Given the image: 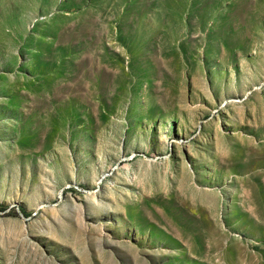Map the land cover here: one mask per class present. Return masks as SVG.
Wrapping results in <instances>:
<instances>
[{"label": "rangeland", "instance_id": "1", "mask_svg": "<svg viewBox=\"0 0 264 264\" xmlns=\"http://www.w3.org/2000/svg\"><path fill=\"white\" fill-rule=\"evenodd\" d=\"M0 264H264V0H0Z\"/></svg>", "mask_w": 264, "mask_h": 264}]
</instances>
